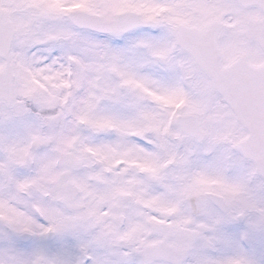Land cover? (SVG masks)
Segmentation results:
<instances>
[{
  "label": "snow or ice",
  "instance_id": "snow-or-ice-1",
  "mask_svg": "<svg viewBox=\"0 0 264 264\" xmlns=\"http://www.w3.org/2000/svg\"><path fill=\"white\" fill-rule=\"evenodd\" d=\"M0 264H264V0H0Z\"/></svg>",
  "mask_w": 264,
  "mask_h": 264
}]
</instances>
